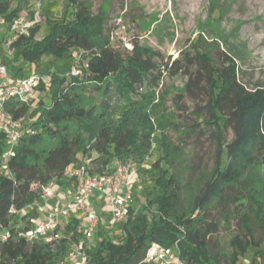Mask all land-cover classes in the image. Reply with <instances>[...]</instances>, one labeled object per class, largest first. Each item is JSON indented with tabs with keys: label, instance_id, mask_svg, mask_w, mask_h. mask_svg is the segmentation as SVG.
Instances as JSON below:
<instances>
[{
	"label": "trees",
	"instance_id": "obj_1",
	"mask_svg": "<svg viewBox=\"0 0 264 264\" xmlns=\"http://www.w3.org/2000/svg\"><path fill=\"white\" fill-rule=\"evenodd\" d=\"M22 2L0 0V14L12 21L20 15ZM29 14L34 17L32 10ZM106 20L102 9L93 11L91 0H68L59 18L46 19L48 30L40 38L36 22L10 45L12 56L22 62L44 55L73 56V62L68 72L52 71L47 81L40 80L36 90L45 91L49 104L43 98L28 105L12 98L6 104L14 119L21 118L22 129L14 154L8 157L3 156L8 143L0 131V264H73L68 260L74 256L70 255L74 245L82 252V264H158L146 260L152 243L176 244L179 257L189 264H241L248 250L251 264H264V81L248 89L229 57L222 55L225 60L217 65L196 43L172 60L136 41L130 48L115 49ZM72 67L79 72L73 73ZM163 74L187 77L184 93L209 115V135L216 140L210 175L188 203L183 201L179 177L169 172L166 129L175 123H167L155 137L148 104L140 102L142 93H153ZM93 91L99 93L97 103L85 106L83 96ZM124 93L130 96L126 105L112 108V100ZM114 114L112 120L104 118ZM226 130L232 134L229 140ZM154 143L159 151L152 164L158 170L157 192L137 209L128 206L127 217L116 222L121 224L120 234L111 235L99 222L96 243L88 245L83 217L72 215L55 228L57 239L27 238L32 215L25 208L41 200L40 192L31 190L33 182L57 185L65 174L69 176V165L87 158L94 170L107 171L112 159L141 157ZM251 213L259 219V237ZM230 214L239 223L227 255L216 235L220 218Z\"/></svg>",
	"mask_w": 264,
	"mask_h": 264
},
{
	"label": "rangeland",
	"instance_id": "obj_2",
	"mask_svg": "<svg viewBox=\"0 0 264 264\" xmlns=\"http://www.w3.org/2000/svg\"><path fill=\"white\" fill-rule=\"evenodd\" d=\"M37 1H41L39 7L36 6ZM67 1L23 0L20 15L30 18L29 10L34 12L33 18L40 23L36 36L40 38L48 30L46 19L59 18L67 6ZM91 3L94 12L100 8L106 14V32L110 35L115 49L130 48L136 41L142 46L159 51L164 60L168 56L172 60L179 55L180 50H185L192 43H196L204 48L212 62L217 65H221L225 60L222 55L229 57L238 71L240 81L248 89L264 81V0H91ZM6 34L10 32L1 26L0 56L6 61L5 69L12 79L26 78L42 72V80L47 81L49 77L47 73L70 70L73 56L59 59L44 55L32 62L15 59L12 56L13 49L4 44ZM11 59L14 62L9 63ZM19 66L21 68H18ZM186 80L187 77L183 75L163 74L153 93L144 92L140 98L141 103L148 104L155 124V137L167 123H175L174 127L166 129L171 144L169 172H174L180 179L184 203L191 200L202 181L210 175L216 156V140L209 135L212 128L211 122H207L210 119L209 115L202 111V106L198 102L192 101L184 93ZM111 86L109 83L104 91L109 92ZM34 94L35 102L43 98L46 104L50 103L45 91L36 90ZM98 97L97 91L84 95L83 104L86 106L97 103ZM129 99V94L124 93L121 99L115 97L111 106L122 109ZM115 116L116 114L105 115L104 118L112 120ZM231 137V132L226 130L225 138L229 140ZM91 155L96 156V153L92 151ZM158 155L159 151L154 143L150 151L141 157L115 158L129 160L132 164L128 176L132 198L128 205L134 209L157 192L154 177L158 170L153 168L152 164ZM91 164L94 170V164ZM40 199L25 208V212L32 215L33 226L45 217L42 205L50 207L54 204L53 199L46 201L41 197ZM100 200L101 206L97 209H103L105 217L101 221L103 228L111 235L120 234L121 224L112 219L108 201L103 197ZM250 220L255 226V236L259 237L261 235V230L257 227L259 219L251 213ZM238 223V218L233 214L220 218L216 238L223 253L227 255L231 251L228 241L235 233ZM54 236L57 239L60 234ZM33 240L43 239L38 237ZM96 240L97 235L94 232L86 243L94 245ZM73 250L76 253L68 261L82 264L83 256L79 245H74ZM251 258V250H248L241 256L240 262L251 264Z\"/></svg>",
	"mask_w": 264,
	"mask_h": 264
},
{
	"label": "built area",
	"instance_id": "obj_3",
	"mask_svg": "<svg viewBox=\"0 0 264 264\" xmlns=\"http://www.w3.org/2000/svg\"><path fill=\"white\" fill-rule=\"evenodd\" d=\"M41 1L36 2L40 6ZM37 19L27 18L24 15L15 17L7 22L0 14V27L7 28L10 32L4 40L6 46H10L18 36L26 34L29 28L36 23ZM73 73H78L76 67H72ZM42 77L38 74L26 78L12 79L6 72L5 64L0 56V131L7 139L8 147L3 156L8 157L14 154L13 146L17 142L22 129L21 118L14 119L6 111V104L10 99L21 103L30 104L35 98L34 92ZM28 129H26L27 131ZM89 159H85L79 166L71 168L68 172L70 182L59 189L53 181L45 184L33 182L31 190L40 192V197L46 201L55 196L62 197V201L56 202L50 207L42 205L45 217L26 231L29 240L41 237L44 241H51L54 230L63 220L69 219L72 215L83 217L85 227L83 238L90 240L98 223L101 220L100 214L90 203L91 195L96 192L108 201V210L115 222L123 221L128 211V201L132 198V191L128 184V176L131 169L129 160L114 159L107 171H94ZM76 252L72 250L70 255ZM146 260L158 264H189L179 257L177 245L165 246L159 243H152L146 252Z\"/></svg>",
	"mask_w": 264,
	"mask_h": 264
},
{
	"label": "crops",
	"instance_id": "obj_4",
	"mask_svg": "<svg viewBox=\"0 0 264 264\" xmlns=\"http://www.w3.org/2000/svg\"><path fill=\"white\" fill-rule=\"evenodd\" d=\"M7 35V34H6ZM8 54H10V52L8 53ZM3 60V59H2ZM92 157H94L93 155H92ZM88 159V158H87ZM85 160V159H84ZM83 160V161H84ZM79 165L81 164V162L80 163H78ZM78 164H76V165H78ZM76 165L75 166H72V165H69V167L67 168V172H69V170L71 169V168H75L76 167ZM78 165V166H79ZM70 182V177L67 175V174H65L61 179H60V181L57 183V186L59 187V189H63L68 183ZM100 198H102V195H100V194H98V193H96V192H94L92 195H91V197H90V203L92 204V206L94 207V209L99 213V214H101L102 213V215H100L101 216V220H100V223H101V221H103L104 219H105V217L103 216V209H97L99 206H101V200H100ZM53 200H54V204L56 203V202H60V201H62V197L60 196V194L58 195V196H55L54 198H52ZM53 204V205H54Z\"/></svg>",
	"mask_w": 264,
	"mask_h": 264
}]
</instances>
